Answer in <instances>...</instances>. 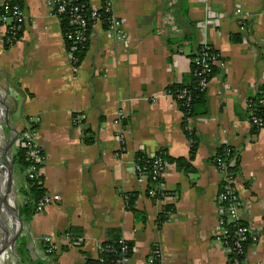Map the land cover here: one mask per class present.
Instances as JSON below:
<instances>
[{
  "label": "crops",
  "instance_id": "obj_1",
  "mask_svg": "<svg viewBox=\"0 0 264 264\" xmlns=\"http://www.w3.org/2000/svg\"><path fill=\"white\" fill-rule=\"evenodd\" d=\"M22 2L18 39L6 44L7 24L0 25V116L10 152L35 118L45 154L38 173L51 202L21 232L32 258L46 257L43 237L52 239L57 264L96 259L102 242L120 237L133 243L125 264H148L154 249L155 264H227L217 208L224 173L211 158L228 145L240 153L233 184L241 219L257 235L246 264H264V127L252 134L246 116L248 98L264 84V0H109L125 38L94 23L75 65L49 0ZM237 6L250 13L245 29ZM186 19L196 22L194 30ZM192 33L193 42L184 39ZM239 34L243 39L233 41ZM194 43L214 47L225 67L208 84L207 115L188 119L198 141L193 171L168 163L163 190L151 196L132 169L135 155L141 149L189 157L183 114L167 89L189 74ZM86 131L91 144L84 142ZM5 146L3 139L0 150ZM17 198L21 205L19 192ZM165 206L173 211L161 221Z\"/></svg>",
  "mask_w": 264,
  "mask_h": 264
},
{
  "label": "trees",
  "instance_id": "obj_2",
  "mask_svg": "<svg viewBox=\"0 0 264 264\" xmlns=\"http://www.w3.org/2000/svg\"><path fill=\"white\" fill-rule=\"evenodd\" d=\"M104 2L105 0H101ZM182 0H180V3ZM75 3L81 7V12L85 16L88 23V36L91 34L93 20L89 17V2L88 0H75ZM13 5L18 6L19 10L24 11V6L22 0H6L5 4L0 5V25L1 16L5 14L6 9H10ZM181 6V5H180ZM110 13L101 8L99 10V19L101 25L104 29L110 27L109 23ZM61 31L65 32L70 29L71 25L68 23V17L66 14H62L58 18ZM187 23L193 30L196 28V22H192L186 19ZM246 23L242 26L243 29L246 27ZM21 32L18 34V36ZM237 37V39H236ZM188 39L191 42L194 41V34L192 33L184 39ZM233 41H241L243 35H232ZM89 41V40H88ZM88 41L85 48L76 52L79 60L81 61L83 54L87 48ZM66 49L69 47L68 41H65ZM191 70L189 74L184 76L181 83L171 84L167 92L175 100L178 109L183 114L182 126L184 133L190 141V155L188 158L184 157H171L166 154L165 150H160L156 152V155L167 164L174 163L176 168L183 171H193L191 161L194 159L196 147L198 144L196 132L188 126V119H193L198 115H207V91L208 87L203 88L200 86V81L204 78L211 80L215 75L220 74L222 69L213 63V60L222 61L223 57L220 53L211 45L194 43L193 52L191 54ZM207 63L209 66L208 73H201L203 64ZM185 90V98H179L178 95ZM247 120L250 123L251 133L256 134L261 128L259 125L253 122V118H257L262 122V127H264V84H261L256 92L248 98L247 109H246ZM84 142L86 144H91L93 142L92 137H90L88 131H86ZM28 149L24 146L18 147L12 154V162L14 167L21 173L23 177V183L18 189V192L23 197V202L18 206V214L23 227L28 224L33 215L38 211V202L46 195V189L43 186V175L38 172H34L32 178L28 176V169L31 165L36 166V168H41L43 163L35 164L27 154ZM41 154L44 151L41 150ZM212 162L215 166H219L220 162L225 165V171L228 177L235 178L240 171V153L238 150L234 149L228 145H222L218 148L217 152L212 156ZM219 162V163H218ZM134 164L138 165L142 169L144 175L149 176L147 183L148 188H154L161 179H151L153 172L152 159L148 158L144 152L138 151L135 155ZM225 183L221 182L219 186V192L222 193V187ZM156 195L159 196L161 192L155 190ZM130 194L126 195L129 197V204L131 198ZM242 203V202H241ZM229 205L228 198L219 199L217 197V208L219 215V224L221 227V240L225 247L233 249V253H229L227 264H246V254L248 248L254 244L257 240V235L255 232H251L248 229V224L243 219L231 220L227 213V208ZM243 205V203H242ZM173 211L172 206H165L160 214L161 221L168 217L169 212ZM244 228L248 230L244 233V239H239L237 233ZM237 242V245H236ZM124 247V249H123ZM47 244L42 242V249L45 251ZM133 252V243L130 241L122 240L120 237L112 238L106 240L100 244L98 257L96 259L86 258L81 264H116L117 260L121 257L129 258ZM12 253L15 258V262L18 264H57L58 255L53 251L46 254L45 258H32L30 251L27 247V240L24 236L19 235L14 242Z\"/></svg>",
  "mask_w": 264,
  "mask_h": 264
},
{
  "label": "built area",
  "instance_id": "obj_3",
  "mask_svg": "<svg viewBox=\"0 0 264 264\" xmlns=\"http://www.w3.org/2000/svg\"><path fill=\"white\" fill-rule=\"evenodd\" d=\"M90 8H89V17L90 19L93 20V23H99V10L103 7L107 12L110 13L109 17V23H110V28L112 29V32L114 34V37H117L120 40H123L125 38V34L123 33L122 29V21L111 12V4L109 0H105L102 2L101 0H88ZM5 2L0 3V5L3 6ZM51 12L54 16L59 18L60 15L66 14L68 17V23L71 25L70 29L66 30L65 32H62L64 40L68 41L69 47L67 49L68 56L70 58V61L72 64H76L79 62V57L76 52L80 51L81 49L85 48V45L87 41L89 40V36L87 34L88 31V23L85 18V16L82 14L81 7H79L76 3L75 0H49L48 2ZM235 14L239 18V22L241 27L246 23V20L250 18V13L243 10L241 6H237L235 8ZM168 18V16H167ZM172 19L168 18V22H171ZM6 22L7 27H5V38L4 42L6 44H11L15 42L18 39V34L22 31L23 27V22H24V14L19 10L18 6L13 5L10 9L5 10V14L1 16V25ZM243 28V27H242ZM213 63H215L217 66L220 68L225 67V62L218 61V60H213ZM209 72V66L207 63L203 64V68L201 70V73H208ZM209 80L206 78L202 79L200 81V86L203 88L208 87ZM185 90H183L178 97L179 98H185ZM116 123H121L122 116L119 114L116 117ZM253 122L260 127H262V122L257 119L253 118ZM35 123L36 119L31 118L29 120V124L26 127L25 130L22 131L20 135V142L21 145L26 147L28 149L27 154L29 158L35 163V164H40L44 163L45 156L41 154V148L36 142V131H35ZM122 137V136H121ZM122 142V140L120 139ZM141 152H144L143 150H139ZM146 154V153H145ZM148 158L152 159V166H153V172L151 175V179H161L159 183L156 184L154 188H148L147 193L151 196L155 195V190H158V192H161L163 190V183H162V176L164 173V170L167 166V163L162 160V158L158 157L155 154L148 155L146 154ZM219 163V162H218ZM222 173H224V178L222 182L225 184L222 187V193H218V198L223 199V198H228L229 205L227 208V213L228 216L230 217L231 220H237L242 218V215L244 213V209L242 206L241 201L239 200L236 190L234 188L233 184V179L228 177L227 172L225 171V165L220 162V165L217 166ZM40 169V168H39ZM36 166L31 165L27 171L28 176L32 178L33 173L39 171ZM133 171L137 175L138 181L140 183H148L149 176L144 175L142 173V169L140 166L133 164L132 166ZM51 202L50 197L46 194L39 202L37 205V210L41 211L45 205ZM37 211V212H38ZM249 231L254 232L250 226H248ZM247 228H244L237 233L239 239H244V233L248 230ZM221 227H220V233H219V239L221 243L223 244L221 240ZM256 234V233H255ZM42 242L47 244L46 248V253L54 251V244L53 241L50 237H43ZM224 245V244H223ZM237 245V242H236ZM124 249V247H123ZM229 253H233V249L227 247ZM160 258V253L157 249L152 250L149 259H148V264H155V262ZM128 258L126 257H121L119 260H117L116 264H125L126 260Z\"/></svg>",
  "mask_w": 264,
  "mask_h": 264
},
{
  "label": "rangeland",
  "instance_id": "obj_4",
  "mask_svg": "<svg viewBox=\"0 0 264 264\" xmlns=\"http://www.w3.org/2000/svg\"><path fill=\"white\" fill-rule=\"evenodd\" d=\"M0 97H1V94H0ZM0 107H2V101H0ZM2 124V120H1V116H0V126H1V135H2V138H1V140H0V145L2 146V143H3V139H4V145H6L7 146V144H8V142H9V140H10V138L7 136V134H6V132H5V129L3 128V126L1 125ZM5 146V147H6ZM8 152H9V155H10V158L12 159V154H13V152H10L9 150H8ZM2 164V165H1ZM0 165H1V172L3 173V175H4V182H5V184H7L6 182V179H7V167H6V165H7V158L4 156V151H1L0 150ZM14 170L12 171V175H13V183L16 185V186H18V188H20L21 187V181H22V176L21 175H19L18 173H17V169L14 167L13 168ZM15 185H13V191H14V193H15V197L17 198V195H18V188L17 187H15ZM12 193V195H14V193L13 192H11ZM19 196H21V194L19 193ZM0 199H2V196H1V194H0ZM19 198H17L16 199V201H15V198H14V204H15V206H19V200H18ZM3 205H2V211H1V214H2V216H3V218H4V220H5V226H4V229H3V233H2V236H4V234H5V232L6 231H11V226H12V221H13V213L14 212H11V216H10V219L8 218V219H6L5 218V213H6V204L4 203V201H3V203H2ZM5 231V232H4ZM11 238V237H10ZM10 238H9V240H10ZM8 240V242H7V245H6V248H4V251H2L1 252V254H0V256H1V262L3 263V264H16V262H15V258H14V255H13V253H12V245H11V243H10V241ZM8 252V253H7Z\"/></svg>",
  "mask_w": 264,
  "mask_h": 264
},
{
  "label": "bare ground",
  "instance_id": "obj_5",
  "mask_svg": "<svg viewBox=\"0 0 264 264\" xmlns=\"http://www.w3.org/2000/svg\"><path fill=\"white\" fill-rule=\"evenodd\" d=\"M0 131H1V127H0ZM2 138V135L0 136V140ZM7 159H9L8 155H7ZM0 194L2 196V199H4L5 203H6V213H5V218L6 219H10V216H11V212H14L13 213V221H12V226H11V231H4L5 234L3 236V239L2 241L0 242V254L2 251H4V248H6V243L8 242L9 238L12 236V233H13V229L17 228L18 227V224L15 220V204H14V198H13V195L12 193H7L6 192V184L4 182V175L3 173L1 172V169H0ZM11 211V212H10ZM3 225L5 226V220L3 218ZM4 226H3V229H4ZM1 256H0V261H1ZM0 264H3L2 262H0Z\"/></svg>",
  "mask_w": 264,
  "mask_h": 264
},
{
  "label": "water",
  "instance_id": "obj_6",
  "mask_svg": "<svg viewBox=\"0 0 264 264\" xmlns=\"http://www.w3.org/2000/svg\"><path fill=\"white\" fill-rule=\"evenodd\" d=\"M11 145H12V143L9 142L7 144V146L5 147V150H4L5 155L6 156L8 155V157H9V159H7V165H6V167H7L6 192L7 193H10V192L14 193V191H13V179H12V171H13L14 165H13L12 159L10 158V155H9V152H8L9 148L11 147ZM13 198H15V193L13 195ZM2 201H4V199H1V202ZM15 220H16V222L18 224V227L13 229L12 236H11V238L9 240L11 245H12V248H13L15 239L19 235H21V232H22V229H23V225H22V223L20 221V218H19L18 207L17 206H15ZM6 245H7V243H6ZM16 264H18V263H16Z\"/></svg>",
  "mask_w": 264,
  "mask_h": 264
}]
</instances>
